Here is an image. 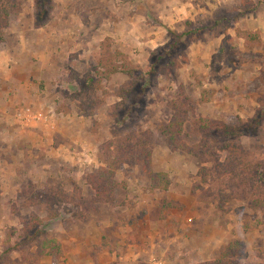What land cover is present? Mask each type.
<instances>
[{"label": "rangeland", "instance_id": "374dc122", "mask_svg": "<svg viewBox=\"0 0 264 264\" xmlns=\"http://www.w3.org/2000/svg\"><path fill=\"white\" fill-rule=\"evenodd\" d=\"M185 2L190 5L186 6ZM27 3L28 0H25L23 10ZM183 4L185 8L182 7L179 17L173 16L172 13L176 11L172 10L171 5L162 9L163 17L168 18L167 25L166 29L154 31V43L148 42L142 49L135 42L132 57L124 53L130 63L145 67L149 64L151 53L168 42V28L180 32L192 26L206 28L203 38L186 48L189 62L171 77L159 79L158 85L147 96L142 116L133 113L132 121L121 123L112 115L114 105L120 100L118 88L124 83L122 79H127L125 75L104 80L94 78V94L87 96L79 85L89 73L94 77L91 72L93 68L81 64L80 68L85 72L91 68L88 74H83L77 68V61H73L77 70L69 66L68 60L62 61H66L61 64L65 69H71L67 68L58 81L62 86L61 96L68 99L69 103L60 111L65 109L85 115L84 118H88L91 124L90 137L78 144V171L72 168L68 171L66 166L58 165L65 171L57 169L45 181H39L36 177L0 181V256L5 250L11 249L10 258L1 264H68L65 254L58 258L36 257L35 242H24L19 238L34 217L49 220L46 234L59 239L62 244L65 240L67 246H71L69 242L72 238L76 243L85 240L88 233L94 232L101 222L107 225L109 216L115 215L118 224L121 221L128 223L125 217L130 221L144 220V209L149 205H152L150 222L156 226L152 228V236L156 237L157 243L166 241L165 236L172 235V229L179 226L182 239H203L208 243L219 236L215 235L219 228L231 226L232 236H235L241 234L247 220L264 219V188L258 185L259 188L255 189L244 169L253 163L264 165V0L179 1V6ZM150 5L156 9L155 4ZM154 8H151L152 13L149 11V15L156 23L159 12ZM19 17L20 13L13 14L10 19ZM230 22H234V25L229 26ZM7 28L0 31V42L6 40L4 31ZM146 29L149 27L146 26ZM249 33L260 36V41L257 39L253 42L252 49L247 47ZM227 34L232 36L229 41L226 40ZM223 41L232 47L219 53ZM112 51L120 50L114 48ZM205 94L208 100H204ZM183 102L190 112L181 140L195 149L197 156L170 146L162 134L171 122L176 107H185ZM58 116H55L52 124L58 123L61 119ZM256 116L262 119L259 127H250L241 122V119H255ZM209 121L234 125L238 131L241 128L240 137L225 139L238 143L244 152L236 150L238 153L235 158L223 148V132L203 131L202 127ZM243 126L246 129L243 130ZM123 132H131L133 142L137 138L150 139L154 169L170 175L172 184L168 191L153 192L149 179L142 173L141 165L126 162L117 168L114 181L117 188L112 199L98 196L97 188L93 181H89V176L104 166L105 158H114L119 154ZM206 135L209 136L205 138ZM166 200L176 201L180 206L162 211ZM254 200L259 201V204L253 206ZM126 209L128 212H125ZM97 210L103 212V218H94L93 214ZM110 211H114V215ZM117 212L122 214L118 215L121 218ZM53 214L57 215L52 221L50 216ZM186 228H192L188 233L190 235L185 233ZM111 230L113 233L121 231L117 224L112 225ZM253 231L247 232L250 233L247 242L251 243H242L235 250L232 260L236 264H264V231ZM110 240H106V243L110 244ZM112 242L110 245H115ZM17 243L19 248L12 249ZM184 254L187 256L188 252ZM158 259L154 257L149 261L154 264V260Z\"/></svg>", "mask_w": 264, "mask_h": 264}, {"label": "crops", "instance_id": "0c3cea01", "mask_svg": "<svg viewBox=\"0 0 264 264\" xmlns=\"http://www.w3.org/2000/svg\"><path fill=\"white\" fill-rule=\"evenodd\" d=\"M179 1L184 0H56L53 20L37 28L34 25V0H28L20 17L11 19L4 31L6 40L0 42V122L3 123L0 124V181H21L25 177L45 181L55 170L65 171L60 166H66L68 171L80 169L78 144L89 139L91 124L85 115L65 109H62L64 113L60 111L69 104L68 99L61 96L62 86L58 82L61 74L67 68L76 69L73 61H77L81 73L86 74L93 68L91 72L95 75V69L99 68L97 55L106 39H111L112 49L132 57L135 42L144 49L148 42L156 41L154 31L166 29L168 18L163 17L162 9L171 5L177 14L172 13L173 16H180L184 4L179 6ZM150 3L155 4L156 9ZM187 3L186 6L190 5ZM151 8L159 12L156 23L149 15ZM136 9L138 14L134 13ZM63 60H68L70 67L65 69L61 65L66 62ZM81 64L91 68L85 72L80 68ZM117 75L123 74L114 77ZM27 106L41 111L49 121L33 122L24 127L18 118V109ZM54 116L61 117L56 124H52ZM102 213L97 210L94 218H103ZM144 213V220L130 221L123 215L128 223L121 221L118 224L112 211L114 217L109 216L107 225L101 222L85 240L76 243L72 238L71 246H67L64 240V256H67L68 264H152L149 259L154 257L160 258L158 260L164 264H204L217 260L224 246L234 241L244 245L251 243L247 242L251 232L242 233L243 230L232 236L231 226L217 229L215 235L219 236L208 243L203 239H182L179 226L172 229V235L165 236L166 241L157 243L156 237L152 236V228L156 226L150 222L152 205L144 209ZM118 215L122 214L117 212ZM114 224L120 232H112ZM191 231L192 228H186L185 233ZM109 239L110 244L113 241L115 245L106 243ZM185 252H188L187 256Z\"/></svg>", "mask_w": 264, "mask_h": 264}, {"label": "trees", "instance_id": "16d2710c", "mask_svg": "<svg viewBox=\"0 0 264 264\" xmlns=\"http://www.w3.org/2000/svg\"><path fill=\"white\" fill-rule=\"evenodd\" d=\"M25 0H0V31L8 27L13 14H19L23 10ZM35 3V27H44L54 18L56 9L55 0H34ZM234 22H230L229 26H233ZM206 28L202 26H192L185 29L183 32L168 28V42L151 53L149 64L145 67L137 66L128 61V57L122 51H112L111 39H106L102 45V51L97 55L99 68L95 69L94 77L91 74L86 75L80 89L82 93L91 96L94 93L95 79H109L112 76L121 73L127 78L118 88V98L120 99L114 105L112 115L116 120L125 123L127 120L133 119V113L142 116L147 103V96L158 85L160 78H169L174 75L184 64L189 62V55L186 48L194 42H198L203 38V33ZM226 40L232 39V36L227 34ZM260 41L259 34L253 35L249 33L246 38L247 47L252 49L255 40ZM223 41L222 46L219 48V53L227 51L231 45ZM229 47H228V46ZM95 78V79H94ZM204 100H208L206 94L203 95ZM184 108L176 107L173 118L169 124L163 129L162 134L166 137L167 143L174 148L182 151H187L193 156H197L195 149L191 148L181 138L184 134L185 123L189 114V108L183 102ZM136 115V116H137ZM243 124L250 127L256 125L260 126L262 119L255 117V119L244 120L241 119ZM132 121V120H131ZM247 122V123H246ZM246 129V126L242 127ZM202 130H211V132H223L221 137L237 138L242 134L234 125H228L221 122H208ZM244 133V132H243ZM245 133H247L245 131ZM244 133V134H245ZM249 134V133H248ZM251 134V133H250ZM122 142L119 144V154L114 158H105L104 166L100 167L97 172L90 174L89 181H93L94 186L97 188L98 196L100 198L112 199L114 192H116L117 185L114 182L117 175V168L122 167L124 163H139L142 168V173L149 179L150 188L152 190L167 191L171 187L172 181L170 175L165 171H157L153 166V151L149 148L150 139L137 138L135 142L132 141L131 132H123ZM206 135L205 138H207ZM209 139V138H208ZM238 143L231 139L223 141V148L228 150L237 158V151L244 152L242 147L239 148ZM111 149V147H109ZM237 150V151H236ZM247 172V179L254 186L255 189L260 187L264 188V165L263 163H253L251 166L247 165L244 168ZM254 189V190H255ZM257 191V190H255ZM259 204V201L254 200L252 205ZM180 205L173 200H166L162 205V211L170 208H178ZM223 206V205H221ZM57 214L50 216V220H54ZM49 220L39 217H34L33 220L26 225L24 232L20 235V239L24 242H35V256L36 257H52L58 258L64 255V247L62 242L54 237L46 234V226ZM246 232L252 230L264 231V219L256 221L247 220L243 226ZM19 242V241H18ZM240 241H234L222 249L218 253V258L214 262L204 264H236L233 259L235 250L240 247ZM19 248L18 243L12 249ZM11 249L5 250L0 256V264L11 256ZM237 254V253H236ZM32 262V260H31Z\"/></svg>", "mask_w": 264, "mask_h": 264}, {"label": "built area", "instance_id": "2783aa9c", "mask_svg": "<svg viewBox=\"0 0 264 264\" xmlns=\"http://www.w3.org/2000/svg\"><path fill=\"white\" fill-rule=\"evenodd\" d=\"M18 118L23 126L30 125L33 122L42 123L49 121L47 117H44L42 115L41 111H36L30 106L18 109ZM154 264H164V263H162L160 260L159 261L154 260Z\"/></svg>", "mask_w": 264, "mask_h": 264}]
</instances>
